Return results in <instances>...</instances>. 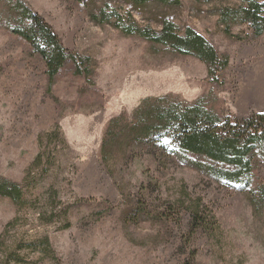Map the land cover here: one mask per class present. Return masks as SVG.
<instances>
[{
    "label": "rangeland",
    "instance_id": "1",
    "mask_svg": "<svg viewBox=\"0 0 264 264\" xmlns=\"http://www.w3.org/2000/svg\"><path fill=\"white\" fill-rule=\"evenodd\" d=\"M23 1L77 60L50 81L43 57L9 29L29 21L16 0H0V177L21 190L0 196V264H264L262 155L238 191L133 142L128 128L160 101L231 120L264 112V31L225 19L246 3L155 5L227 59L210 72L194 55L124 33L119 23L160 25L119 0L95 5L122 18L103 24L79 0Z\"/></svg>",
    "mask_w": 264,
    "mask_h": 264
},
{
    "label": "trees",
    "instance_id": "2",
    "mask_svg": "<svg viewBox=\"0 0 264 264\" xmlns=\"http://www.w3.org/2000/svg\"><path fill=\"white\" fill-rule=\"evenodd\" d=\"M79 1L89 10V17L96 24L111 22V16L119 19L118 22L122 20L113 10H105L109 7L108 3L94 9L102 0ZM119 1L128 5L130 11L146 15L160 25V30L155 31L149 27L141 29L134 24L119 23L117 26L124 33H136L144 39L167 45L176 53L194 55L211 67L210 72L218 64L220 68L226 65L227 59L221 61L205 37L190 27L185 28L183 33L178 32L176 25L167 19L165 11L157 12L155 8L156 4L163 8L176 7L179 0ZM241 1L246 3L245 6L231 16L227 13L225 19L233 16L232 21L248 23L255 35L261 34L264 31V0ZM14 10L29 23L26 25L19 21L18 26L9 29L30 42L43 57L50 81L67 59L77 60V55L67 51L52 27L23 0H16ZM160 102L146 107L135 124L128 127L130 139L135 143L152 144L165 156H172L180 163L202 171L221 185L238 191L248 190L251 185V156L256 150L264 158V112L245 119L231 120L207 110L201 103ZM189 155L203 157L204 161L192 159ZM20 192L18 185L0 177V196L17 200ZM199 222L195 221L193 229L197 228Z\"/></svg>",
    "mask_w": 264,
    "mask_h": 264
}]
</instances>
